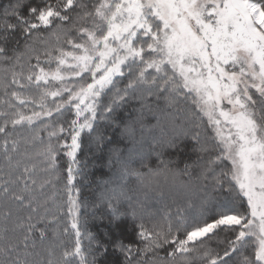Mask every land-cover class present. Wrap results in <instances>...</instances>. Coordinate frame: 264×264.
Instances as JSON below:
<instances>
[{"label": "snow or ice", "instance_id": "6c2138e0", "mask_svg": "<svg viewBox=\"0 0 264 264\" xmlns=\"http://www.w3.org/2000/svg\"><path fill=\"white\" fill-rule=\"evenodd\" d=\"M149 117L146 154L105 136ZM86 146L110 174L91 206ZM102 208L129 239L90 230ZM0 264H264V0L0 7Z\"/></svg>", "mask_w": 264, "mask_h": 264}, {"label": "trees", "instance_id": "16d2710c", "mask_svg": "<svg viewBox=\"0 0 264 264\" xmlns=\"http://www.w3.org/2000/svg\"><path fill=\"white\" fill-rule=\"evenodd\" d=\"M9 3V0H0V7H3ZM121 113L122 118H126L131 112L130 108H123L119 110ZM150 124L145 126L142 130L139 123H137L135 127V131L132 133L131 137L123 136L120 131L116 130L115 128L107 129L105 131V136L107 139H110L114 144L119 143L121 147H126V150H131L135 145L146 138H153L157 135L158 131L160 130H167V121L161 117L160 121L158 122L157 119L149 117ZM150 125H157L156 127H151ZM111 146V145H109ZM188 147L187 143L181 145L180 149L175 151H170L167 153L169 157H179L180 165H183L185 158L188 156ZM183 149V150H181ZM149 150V146L146 147V150H140L138 152L147 153ZM133 152H137V149H134ZM94 153V154H93ZM80 158L83 160L87 158L88 160V176L86 179L90 181L84 185L83 188V196L82 199H87L89 203L95 202L97 196L99 195V188L97 187L98 179H109V170L107 167L102 165L103 159L107 158V152L102 154L97 151L95 148L92 149L91 152L88 151L87 146L85 147V151L80 153ZM81 183H84L83 181ZM131 187V185H130ZM132 195H139L141 198L143 197V190L137 191L133 190L131 193ZM148 203L152 206V210H159L164 211L166 206L170 203V197L167 195L161 197L154 192L148 193ZM167 199V202L163 201ZM169 200V202H168ZM101 215H103V219H100ZM90 230L97 234V236L101 240H107L108 237H112L113 239L116 237H122L125 239H129L131 237V223L129 220L124 219L120 222L119 227H115L114 225L110 224L109 216L106 211L102 208L99 212L96 213V218H90L89 221ZM108 234V236L105 235ZM108 260L115 259L111 248H109V254L106 257Z\"/></svg>", "mask_w": 264, "mask_h": 264}, {"label": "rangeland", "instance_id": "374dc122", "mask_svg": "<svg viewBox=\"0 0 264 264\" xmlns=\"http://www.w3.org/2000/svg\"><path fill=\"white\" fill-rule=\"evenodd\" d=\"M130 123V122H129ZM132 133L133 132H129V134H127V135H123V136H127V137H131V135H132ZM167 134V130H160V131H158V133H157V135L155 136V137H160V136H162V135H166ZM151 143H152V139L151 138H146V139H143L142 141H139L136 145H135V147H133L132 149H131V151H133L134 149H137V152L139 151V149L142 151V150H146V147L147 146H149V145H151ZM99 188V187H98ZM100 188H99V193H100ZM163 200V199H162ZM163 201H165V202H167V199H164ZM168 202H169V200H168ZM89 205L91 206V204L89 203Z\"/></svg>", "mask_w": 264, "mask_h": 264}]
</instances>
